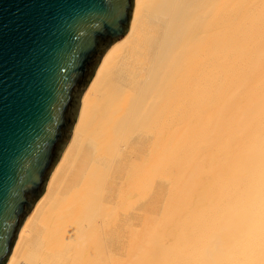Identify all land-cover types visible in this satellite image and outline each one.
<instances>
[{
  "label": "bare ground",
  "instance_id": "1",
  "mask_svg": "<svg viewBox=\"0 0 264 264\" xmlns=\"http://www.w3.org/2000/svg\"><path fill=\"white\" fill-rule=\"evenodd\" d=\"M8 264H264V0H135Z\"/></svg>",
  "mask_w": 264,
  "mask_h": 264
},
{
  "label": "water",
  "instance_id": "2",
  "mask_svg": "<svg viewBox=\"0 0 264 264\" xmlns=\"http://www.w3.org/2000/svg\"><path fill=\"white\" fill-rule=\"evenodd\" d=\"M135 0H0V264L74 133L82 98L129 32Z\"/></svg>",
  "mask_w": 264,
  "mask_h": 264
}]
</instances>
